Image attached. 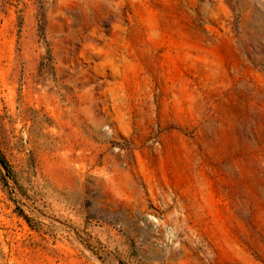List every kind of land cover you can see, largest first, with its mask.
<instances>
[{
	"label": "rangeland",
	"instance_id": "obj_1",
	"mask_svg": "<svg viewBox=\"0 0 264 264\" xmlns=\"http://www.w3.org/2000/svg\"><path fill=\"white\" fill-rule=\"evenodd\" d=\"M0 264H264V0H0Z\"/></svg>",
	"mask_w": 264,
	"mask_h": 264
},
{
	"label": "trees",
	"instance_id": "obj_2",
	"mask_svg": "<svg viewBox=\"0 0 264 264\" xmlns=\"http://www.w3.org/2000/svg\"><path fill=\"white\" fill-rule=\"evenodd\" d=\"M2 161H3V164L5 165V167H6L7 169H10L9 164H8L5 160H2Z\"/></svg>",
	"mask_w": 264,
	"mask_h": 264
}]
</instances>
